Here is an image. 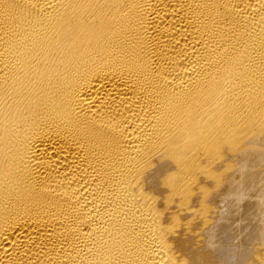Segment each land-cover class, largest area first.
Segmentation results:
<instances>
[{
	"label": "bare ground",
	"instance_id": "bare-ground-1",
	"mask_svg": "<svg viewBox=\"0 0 264 264\" xmlns=\"http://www.w3.org/2000/svg\"><path fill=\"white\" fill-rule=\"evenodd\" d=\"M0 264H264V0H0Z\"/></svg>",
	"mask_w": 264,
	"mask_h": 264
}]
</instances>
